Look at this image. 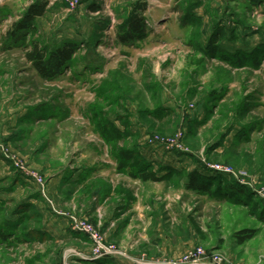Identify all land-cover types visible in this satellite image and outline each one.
Segmentation results:
<instances>
[{
    "label": "rangeland",
    "instance_id": "374dc122",
    "mask_svg": "<svg viewBox=\"0 0 264 264\" xmlns=\"http://www.w3.org/2000/svg\"><path fill=\"white\" fill-rule=\"evenodd\" d=\"M36 1L46 2L44 14L9 37ZM72 2L0 0V155L14 175L0 173V190L19 186L17 197L29 190L44 196L49 174L85 160L103 173L61 186L56 200L74 212L70 222L94 228L112 256L168 264L200 248L205 264H264V200L249 187L251 200L236 196L227 176L208 170L230 167L264 189V0ZM137 2L147 4L146 35L122 43L117 27ZM35 40L48 51L76 47L56 78L43 79L26 60ZM103 120L125 137L105 140L96 125ZM140 138L196 157L199 166L171 168L162 181L133 178L115 155ZM194 170L224 181L196 192L183 184ZM23 171L38 183L23 181ZM14 204L0 205V227ZM25 211H13L21 217L8 232L40 228L39 216ZM121 223L125 230L113 234ZM245 228L256 234L240 243ZM40 235L0 242V264H51L59 247ZM89 240L90 256L96 247ZM77 253H63L61 264H79Z\"/></svg>",
    "mask_w": 264,
    "mask_h": 264
},
{
    "label": "crops",
    "instance_id": "0c3cea01",
    "mask_svg": "<svg viewBox=\"0 0 264 264\" xmlns=\"http://www.w3.org/2000/svg\"><path fill=\"white\" fill-rule=\"evenodd\" d=\"M9 119L10 121L15 122L17 117L13 118V120H11V117ZM130 146L135 148V150L139 152L140 156L144 157L146 161L152 164L153 170L157 172V175L168 174L170 173L171 168L183 167L186 170L189 168L192 170L195 165L199 166L198 158L187 154H181L179 152H167L157 144L154 145L146 142L145 138L137 139V141ZM4 162L3 157L0 155V173L5 170L9 175H11V177H14L11 172L12 170L5 168ZM102 173L103 170L99 166H91L87 163V161L83 160L80 163L77 162L75 164L68 165V167L49 174L46 185L47 192L44 196L41 195L40 192L38 193L36 191L29 190L25 196L17 197L15 196V192L22 189L19 186H17V188L15 187L14 190H0V205H5L4 207H6L10 204V202L15 203L11 207L5 208L6 210H4L3 213L4 221H17L19 217H21V214L13 211L22 204L26 206L25 208H21L20 211L27 212L25 210L29 209L32 210L34 214L38 215L40 226L38 233H41V238H47V240L53 243V245H57L59 247L56 254L53 256L51 264H61L62 254L66 251H72L73 249L78 252L76 259H78L79 264H140L136 263L131 256L123 257L121 255H114L108 258H101L100 260L87 258L89 256L88 246L90 245V240L85 233H79L72 229L69 213L73 214L74 212L65 208L56 200L55 194L61 186L68 183L79 184L83 181V179L86 180L89 177L98 176V174ZM22 180H26L31 187L35 184V182L26 176L25 179ZM187 180L184 181V186L186 185ZM99 213L102 215L100 210ZM139 215H141L140 210ZM124 230L123 224L121 223L120 225L116 224L112 232L113 234L122 233ZM33 238H35V236H32L30 239H26V241H32ZM41 238H39V240Z\"/></svg>",
    "mask_w": 264,
    "mask_h": 264
},
{
    "label": "trees",
    "instance_id": "16d2710c",
    "mask_svg": "<svg viewBox=\"0 0 264 264\" xmlns=\"http://www.w3.org/2000/svg\"><path fill=\"white\" fill-rule=\"evenodd\" d=\"M132 6V10L125 18L123 25L117 27L119 31H117L118 39L122 43L126 42L128 39L137 38L140 35H146V21L143 17V13L147 9V4L137 2L133 3ZM45 9V1H36L30 4L20 22L14 23L15 31H8V36L13 38L15 37L16 31H20L22 28L26 27L30 28L29 26L34 23L35 17L43 15ZM23 21H26V23H23ZM75 48L76 47L73 45V43L66 42L65 45L55 46L51 48L50 51H48L45 46L41 45L38 40H35L30 42L29 46H26V52L24 56L43 79L51 80L56 78L61 73V70L64 69L66 65L71 63L76 52ZM96 125L101 136H103L104 139L108 140L109 142L115 137H125V134L120 133L118 128L112 122L103 120L100 123L97 122ZM115 156L118 159V168L122 170L128 167V173L133 178H137L143 181L156 182L165 180L172 175V171L165 175H157V172L153 170L152 164L146 161L144 157L140 156L139 152L132 146H126L124 147V149L117 150ZM201 172L204 171L194 170L188 173V182L186 183L187 188L196 192L202 191L209 193L210 186H212L215 180L224 181L223 178L219 176L207 177ZM228 179H230V182L225 183V185L230 192L234 193L238 197L244 198L247 201L251 200L252 193L251 191H249L246 185H241L238 182L234 181L232 178ZM17 209H19L20 213L25 215V212L20 211V206ZM2 224L4 228L0 227V242L4 244L11 245L15 242L22 243L25 242L26 239H30L32 238V236L36 237V234H39L38 230L29 233L26 232L22 236H16L13 231H11V233L8 232L6 229L15 227L18 224V220L15 222L2 221ZM255 234V229L245 228L243 230H240L239 233H237V236L239 238V242L243 243L247 239L253 238ZM12 235L15 236L13 237Z\"/></svg>",
    "mask_w": 264,
    "mask_h": 264
},
{
    "label": "built area",
    "instance_id": "2783aa9c",
    "mask_svg": "<svg viewBox=\"0 0 264 264\" xmlns=\"http://www.w3.org/2000/svg\"><path fill=\"white\" fill-rule=\"evenodd\" d=\"M67 1L69 2L70 5L73 4L72 0H67ZM208 170L213 174L220 173L222 175L227 176L228 178L231 177L234 181L238 182L239 184L246 185L247 187L251 188L252 191H254L257 196H259L261 199L264 200V189H257L249 181L242 179V177H240L236 172H234L232 168L230 167L227 168L220 164H214V165H210L208 167ZM22 174L23 176L25 175L32 181L38 183L37 176L33 172L23 171ZM70 218H72V216H70ZM71 226L73 230L79 233H83V234L85 233L88 236V238L91 239L94 246L96 247L95 251L91 252L90 253L91 255L88 256L87 258L94 259V260H100L101 258H108L113 255V252L110 247L101 244V241L97 238V233L94 228H92L91 226L85 225L81 222L74 221V220L71 222ZM202 254H204V251H202L200 248H195L193 251L185 254L181 258L180 261H173V262H169L168 264H205V263H208L202 260V257H203ZM213 259L214 261H217L215 257Z\"/></svg>",
    "mask_w": 264,
    "mask_h": 264
}]
</instances>
